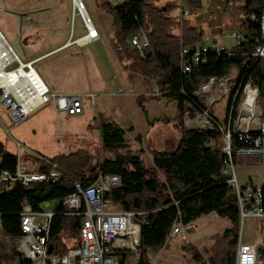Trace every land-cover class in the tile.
I'll use <instances>...</instances> for the list:
<instances>
[{"label": "trees", "instance_id": "1", "mask_svg": "<svg viewBox=\"0 0 264 264\" xmlns=\"http://www.w3.org/2000/svg\"><path fill=\"white\" fill-rule=\"evenodd\" d=\"M184 1L186 6H198L200 3V0ZM98 3L111 15L113 30L109 43L117 61H124L122 66L125 69H137L144 76L152 75L157 89L167 90L166 94L176 101L171 125L178 132L177 142L171 150L149 148L150 164L145 165L139 156L127 149L119 152V148L125 145L121 127L111 121L100 122L97 125L100 147L111 154V158H103L97 165L91 164L85 149L42 155L54 161L63 171L53 182H32L28 186L0 183L1 232L11 238L19 235L17 213L23 202L32 209H38L41 201L55 199L57 202L53 207L47 241L51 253H64L67 248L64 239H77L80 217L68 213L60 199L72 190L74 180L86 184L99 169L118 175L120 185L111 191L109 197L119 208L145 210L144 214L138 215L147 222L139 228L140 252L133 264H149L146 251L155 252L162 246L174 219L185 225L211 211L228 221V226L221 232V237L227 239L223 255L219 257L216 250L202 260L192 247L182 245V248L189 253L194 264H214L218 260L221 264H233L238 214L234 193L224 181L225 174L220 171L219 134L210 128L187 127L183 123V114L191 117L194 109L204 106L202 98L194 93L202 81L208 76L226 75L231 68L235 69L236 78L230 85V93L240 79H250L257 86L259 96H263L264 67L260 58L252 62L249 53L258 32L264 0H242L238 5L240 17L237 24L247 31L245 38L218 53L207 51L205 60L189 72L180 71L179 48L201 42L202 32L186 22H182L179 35L170 32L171 21L165 16L169 5L157 6L149 0H120L114 4L110 0H99ZM138 29L143 31L147 41L140 50L128 41ZM158 99L153 93H138L134 102L140 106L143 102ZM34 161L37 170L49 168L42 159L35 157ZM15 163L16 154L0 144V169L12 170ZM260 205L263 216L260 221L262 244L259 256L264 260V186L261 188ZM118 259V264H126L123 255ZM0 264L31 263L11 247L8 251H0Z\"/></svg>", "mask_w": 264, "mask_h": 264}, {"label": "rangeland", "instance_id": "2", "mask_svg": "<svg viewBox=\"0 0 264 264\" xmlns=\"http://www.w3.org/2000/svg\"><path fill=\"white\" fill-rule=\"evenodd\" d=\"M98 1L80 0L97 32V36L83 44L75 42L84 36L85 24L80 11L73 7L72 0L0 1L1 34L21 61L33 60V67L52 92L96 93L94 104H87L78 117L66 116L62 112L56 115L51 103L46 102L32 110L24 121L12 124L0 106V144L17 154L27 169L34 168V159L28 156L33 154L52 156L85 149L90 163L94 165L103 158H111V154L100 147L97 128L100 122L117 123L124 131L125 142L119 152L127 149L139 156L145 165L150 164L149 148L171 150L177 142L178 132L171 125L176 101L163 89L157 94L158 100L143 102L140 106L134 102L136 94L152 93L156 87L154 78L142 75L137 69H125L122 66L124 61H117L109 43L113 30L111 15L99 6ZM149 2L157 6L169 5L165 16L171 21L170 32L174 34L179 35L182 22H186L202 32L201 43L210 42L226 48L236 44L235 39L226 33L241 29L237 23L240 17L238 5L242 0H200L198 6H186L184 0ZM180 4L187 8L182 16L179 13ZM260 62L264 67V56L260 57ZM235 72L233 68L228 70L230 78L226 80L227 85L235 82ZM117 87L122 89L121 95L106 93L110 88ZM228 97V94H220L209 105V110L220 119L224 116ZM262 97L259 101L264 104ZM81 100L86 103L87 98L82 97ZM146 121L153 124L150 130L146 129ZM183 123L187 127L199 128L189 124L186 117ZM232 168L238 185H243L248 179L264 183V155H234ZM110 204L113 208L118 207L117 203ZM251 220L244 218L238 223L237 234L242 241L260 239L256 229L258 225ZM192 222L186 236L180 238V234L176 233L169 238L167 248L161 249L155 258L149 260V264H193L182 245L192 247L202 260L216 250L221 257L227 247V239L221 237L227 219L211 211L199 215ZM69 241L64 239L67 244ZM11 247L13 239L6 240L0 230V251H8ZM221 263L218 260L214 264Z\"/></svg>", "mask_w": 264, "mask_h": 264}, {"label": "built area", "instance_id": "3", "mask_svg": "<svg viewBox=\"0 0 264 264\" xmlns=\"http://www.w3.org/2000/svg\"><path fill=\"white\" fill-rule=\"evenodd\" d=\"M1 1V0H0ZM180 15L187 12L182 4L179 5ZM77 9L83 10L85 16L83 23L88 39L97 36L83 4L78 1ZM0 10L2 7L0 6ZM227 36L235 39V43L242 41L247 35L245 29L231 30ZM128 41L131 46L140 50L147 44L141 29L132 33ZM213 43L196 42L183 45L179 48V68L181 72H189L205 60L207 51L218 53L225 46ZM249 56L253 62L264 56V8L258 19V32L254 37V44ZM228 74L222 76H208L196 89V95L203 100L204 106L194 109L193 115L183 118L189 124L199 128L214 129L219 134L221 158V173L225 174L224 181L231 187L237 205L238 223L244 218L260 222L263 216L261 208V180L248 179L243 185H238L232 168V157L237 154L264 155V104L259 101L257 86L250 79H240L234 91L230 93V86L226 84ZM240 88V90H239ZM239 92L238 96L237 93ZM152 93L157 95L159 90L154 87ZM220 94H228L227 111L222 120L209 110V105ZM82 97H86L92 104L93 93L52 92L42 80L33 61H21L12 50L0 32V106L12 124L24 121L30 112L39 105L50 102L55 112L66 115L78 114L82 111ZM264 101V94H263ZM191 120V121H190ZM38 158V157H37ZM45 161L47 170L27 169L18 160L12 170L0 169V183L9 186L19 184L28 186L32 182H53L63 171L54 161L39 158ZM35 162V161H33ZM120 185L117 174L103 172L99 169L92 179L82 184L74 180L72 190L61 197L60 202L68 209V213L80 217L77 227V239H69L64 253L55 254L48 252V231L51 216L54 214L55 199H46L38 204V209L23 202L17 213L19 235L12 238L14 250L26 258L31 264H118L119 256L123 255L126 262H135L140 252L139 228L147 221L138 215L145 213L143 209L124 210L113 208L110 204V193ZM185 228L178 219L169 225L164 242L176 233L184 234ZM2 233V232H1ZM8 240L10 237L2 233ZM262 237L257 241H242L237 235L234 245L233 264H263L259 256ZM50 246V245H49ZM8 250V249H6ZM148 260L153 258V252L147 250Z\"/></svg>", "mask_w": 264, "mask_h": 264}, {"label": "crops", "instance_id": "4", "mask_svg": "<svg viewBox=\"0 0 264 264\" xmlns=\"http://www.w3.org/2000/svg\"><path fill=\"white\" fill-rule=\"evenodd\" d=\"M120 0H116L115 2H113L112 0H110V2H112L113 4L114 3H117V2H119ZM37 71V70H36ZM38 72V71H37ZM38 74L40 75V77L42 78V80L45 82V80L43 79V77L41 76V74L38 72ZM46 83V82H45ZM47 85V84H46ZM48 86V85H47ZM49 88V87H48ZM71 93H74V92H71ZM83 93H93L94 95H95V98L93 99V102H92V104H89L88 103V101L86 100V103H82V111L80 112V113H78V114H74V115H66V116H70V117H72V116H75V117H78V116H80L84 111H85V108H86V106H87V104L88 105H93L94 104V102H95V99H96V93L94 92V91H85V92H82V94ZM106 93H109V94H112L113 96H119V95H121L122 94V89H120V87H117V88H110L109 90H108V92H106ZM52 110H53V108H52ZM54 111V110H53ZM54 113L56 114V115H58V112H55L54 111ZM60 114V113H59ZM64 114V113H63ZM147 122V121H146ZM113 123H115V122H113ZM117 126H119L117 123H115ZM147 125H146V129H148V130H150L151 129V125H153V124H150V123H146ZM120 127V126H119ZM157 128H158V126H157ZM160 128V127H159ZM123 130V129H122ZM123 134H124V131H123ZM17 155V154H16ZM29 156V158L30 159H34L35 157H38V158H41V157H43L41 154H33V155H28ZM23 159H25V158H23ZM18 160H19V158H18ZM25 161V160H24ZM34 161V160H33ZM19 162H20V160H19ZM22 163V162H21ZM34 166L36 165V163L34 162V164H33ZM33 166V167H34ZM193 220H191L190 222H188L187 224H185V225H183L184 226V228H185V231H184V234L180 237V238H182L183 236H186L188 233H189V228H191V225H192V222ZM253 222V219L251 220V223ZM257 225H258V227L256 228L257 230H258V232L260 233V238L262 237V234H261V227H260V222H257ZM228 226V222H227V224H226V226L224 227V228H226ZM223 228V229H224ZM238 235V234H237ZM169 240V239H168ZM167 240V241H168ZM241 240V239H240ZM164 242L163 244H162V246L157 250V251H155V252H153V258H155V256H156V254L161 250V249H166L167 247L166 246H168V242ZM152 258V259H153ZM194 264V263H193Z\"/></svg>", "mask_w": 264, "mask_h": 264}, {"label": "bare ground", "instance_id": "5", "mask_svg": "<svg viewBox=\"0 0 264 264\" xmlns=\"http://www.w3.org/2000/svg\"><path fill=\"white\" fill-rule=\"evenodd\" d=\"M77 1H80V0H72V2H73V7L74 6H76L77 7ZM80 13H81V15H82V17H84L85 18V16H84V12H83V10L81 9L80 10ZM85 25H89V28H90V24L88 23V22H86V23H84ZM88 37L86 36V35H84V36H82V37H80V38H78L75 42H77L78 44H83V43H85V42H87V41H90L92 38H90V39H88V40H86ZM33 61V60H32Z\"/></svg>", "mask_w": 264, "mask_h": 264}, {"label": "water", "instance_id": "6", "mask_svg": "<svg viewBox=\"0 0 264 264\" xmlns=\"http://www.w3.org/2000/svg\"><path fill=\"white\" fill-rule=\"evenodd\" d=\"M47 251L49 252L50 251V246L48 245V249H47Z\"/></svg>", "mask_w": 264, "mask_h": 264}]
</instances>
